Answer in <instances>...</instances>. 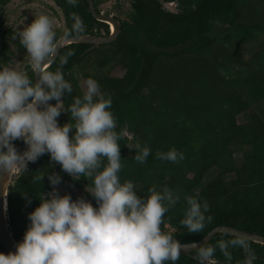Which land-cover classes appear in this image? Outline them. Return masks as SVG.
<instances>
[{"label": "trees", "instance_id": "obj_1", "mask_svg": "<svg viewBox=\"0 0 264 264\" xmlns=\"http://www.w3.org/2000/svg\"><path fill=\"white\" fill-rule=\"evenodd\" d=\"M9 0H0V9ZM73 24L80 16L85 30L70 35H109L108 23L99 21L87 0L74 6L57 0ZM99 11L105 0H94ZM176 1L178 12L164 7ZM131 5H105L120 21L118 38L83 55L91 47L73 43L64 47L46 70L63 72L73 91L65 93L69 108L82 97L80 74L95 79L112 97L110 111L120 135L121 182L132 181L137 194L149 189H171L180 199L164 216L161 229L172 232L177 242L202 240L217 226L228 225L264 235V0H131ZM102 5V6H101ZM2 6V7H1ZM1 26V25H0ZM1 28V27H0ZM65 31H57V40ZM13 34V32H11ZM20 51L27 53L21 43ZM5 45L0 69L5 66ZM73 55L61 65V57ZM35 82L30 67L25 72ZM55 104L56 101L52 100ZM246 116L240 122L239 116ZM63 125L68 112L58 117ZM136 145L151 149L146 162L135 160ZM176 149L184 154L178 162L161 160L158 153ZM241 154L240 157H237ZM103 164H107V159ZM49 154L28 165L9 191V210L14 236L20 242L21 207L28 215L41 203L46 191ZM103 166V165H102ZM218 175L207 180L213 170ZM44 172V180L35 177ZM82 186L79 180H75ZM87 183L92 186V179ZM51 186V185H50ZM209 205L213 220L200 233H189L181 224L186 197L197 196ZM28 227L30 221L27 222ZM236 236L218 233L206 246ZM255 255L264 256V245L249 240ZM0 251H9L0 241ZM231 264L245 260L243 249L230 248ZM196 254V251L194 252ZM214 258L226 259L217 247ZM236 258V260H234ZM180 255L176 264H195ZM256 264L264 261L255 260Z\"/></svg>", "mask_w": 264, "mask_h": 264}, {"label": "clouds", "instance_id": "obj_2", "mask_svg": "<svg viewBox=\"0 0 264 264\" xmlns=\"http://www.w3.org/2000/svg\"><path fill=\"white\" fill-rule=\"evenodd\" d=\"M67 2L75 6L78 0ZM72 20L71 29L61 39L85 30L80 16L73 14ZM17 35L38 76L33 83L24 72L0 69V173L26 172L29 163L49 154L50 160L74 179H92L87 191L97 206L84 198L61 195L57 186L62 177L49 173L52 191L40 195L41 203L29 213V227L16 250L7 254L0 251V264H176L180 245L174 234L163 231L161 225L180 197L171 189L157 190L155 186L149 189L150 195L141 197L132 181L121 182V137L110 111L112 97L89 78L82 97H76L65 108L63 98L73 91L72 84L62 71L51 72L44 67L57 53L52 20L40 15ZM71 55L69 51L61 57V65ZM61 112L70 113L74 123L61 125ZM16 140H23L27 149L18 151ZM136 149L135 160L143 164L151 149L140 145ZM157 155L171 162L184 159V154L174 148ZM102 158L107 159L106 165ZM35 180L43 181L44 172ZM185 199L187 209L181 224L189 233H200L213 220L207 215L209 205L201 203L198 194ZM217 247L228 264L232 261L229 249L236 247L245 252L243 264H254L256 260L247 236L239 234L214 246L195 245L197 264H217Z\"/></svg>", "mask_w": 264, "mask_h": 264}, {"label": "flooded vegetation", "instance_id": "obj_3", "mask_svg": "<svg viewBox=\"0 0 264 264\" xmlns=\"http://www.w3.org/2000/svg\"><path fill=\"white\" fill-rule=\"evenodd\" d=\"M12 1L13 0H9L7 2V4L4 6V10L3 11L0 9V25H1L0 26L1 27L0 28V33L2 35V41H3L2 47H0L1 48L0 56L3 54L5 45H7V47H9V50H8V53L4 56V59L6 60L4 62V65L5 66L8 65L9 68H12L15 65L21 64V67L22 68L20 70H21V72H24L25 73L31 67V64H30V56H29L28 53L25 54V53H23V52L20 51V47H19L18 43H21V42H20V39H19V37L17 35V33L19 31L15 27V24H9V21L6 19L7 18V15L5 14L6 13L7 6ZM53 1H54L55 11H54V13L52 11L51 18L52 17H55V15H59L60 14V17H61L62 23H63V25L60 26V27H58V28H56L55 31L56 32L57 31H65L67 29L68 24H69V19H68L66 13H65V10L58 3V1L57 0H53ZM130 1L131 0H105L102 3L103 9H101V11H99L97 9L96 5H95V7H96V9H97V11L99 13H102V14H105V15H108V16H111V17L116 18V14L117 13L114 12V11H111V14H107L105 5H109V6L116 5V4L131 5V2ZM171 2H172V5H166L165 2H164V7H166V9L169 10V11L178 12V3L176 1H171ZM88 3H89V1H88ZM94 4H95V1H94ZM173 5H176L177 10L172 9ZM89 6H90V4H89ZM35 18H37V17H32L29 21L32 22ZM105 23H107V22H105ZM108 24L110 26V33H111L112 28H113V25H111L110 23H108ZM11 32H13V34ZM92 35H94V34H92ZM69 36H71V35H69ZM61 37H63V36H61ZM61 37H59L58 41L61 39ZM0 46H1V42H0ZM60 117L62 118L63 117V114L60 115ZM14 143H15L17 149H18L24 142H23V140H16ZM29 164H31V163H29ZM53 172L59 173L60 176L62 177L61 183L57 186V189H58V191H59V193L61 195H64V194L67 193V194H70L73 199L84 198V199L90 201L93 204L94 207L97 206L96 200L94 199V197L92 196V194L89 191H87V186L91 187L87 183V179L88 178H86L84 176H81L79 179H74L70 174L64 172L59 164L50 161V163H48L47 173L49 174V173H53ZM22 174H23V172L22 173H17V174L14 173V175L12 177L10 191H11L12 187L14 186L15 182L17 181V179L19 177H21ZM75 180H79L81 182L82 186H79V184L77 182H75ZM51 191H52V186H50V183L46 184V191H44L43 194L44 193H49ZM39 204H38V206H39ZM21 212H22V216H21V222L19 224V230L21 231V234H23V236H24V234H25V232H26V230L28 228L27 222L29 221V219H28V216L29 215H28V211H27V205H24V206L21 207ZM8 219H9L10 228H11L13 234H15V231L13 230V227H12V224H11V217H10V214L9 213H8ZM194 252L192 254L195 255ZM214 259L217 261V264H228V262H227L226 259H218V258H214ZM257 259H258V261L259 260L264 261V256H258V255H256V260ZM234 260H236V258H234ZM195 264H197V263H195ZM235 264H243V261H242V263H235ZM254 264H256L255 261H254Z\"/></svg>", "mask_w": 264, "mask_h": 264}, {"label": "water", "instance_id": "obj_4", "mask_svg": "<svg viewBox=\"0 0 264 264\" xmlns=\"http://www.w3.org/2000/svg\"><path fill=\"white\" fill-rule=\"evenodd\" d=\"M88 1L90 4V9L96 19L103 21V22L110 23L111 25L114 26L112 28L110 35L100 36V35H92V34H80V35L68 36L64 39H60L58 41L57 53L49 62H47L44 65L45 69H47L51 64H53L57 60L60 54V51L64 47L70 44H73V43L91 44V47L88 50H86V52H84L83 54V55H86L88 52L97 48L98 46L102 44L111 43L118 38L120 31H121L120 22L114 17L99 13L95 7L94 1L93 0H88ZM0 42H1L0 47H2L3 41H2L1 33H0ZM0 51H1V48H0ZM37 76H38V73L35 72V81L37 79ZM26 149H27V145L23 143L17 150L20 152H23ZM13 175L14 173H10V174L0 173V240L9 252H14L16 250V244L18 243L10 228L9 219H8V210H9L8 196H9V191H10V186H11ZM218 233H224V234H229L233 236L243 234L247 236L248 240L264 245V235L242 230V229H239L233 226L221 225V226H217L212 231H210L200 241H195V242H190V243L178 242L181 248L180 255H188L195 259V255L192 254L194 251H196L195 245L206 246L212 240V238Z\"/></svg>", "mask_w": 264, "mask_h": 264}, {"label": "rangeland", "instance_id": "obj_5", "mask_svg": "<svg viewBox=\"0 0 264 264\" xmlns=\"http://www.w3.org/2000/svg\"><path fill=\"white\" fill-rule=\"evenodd\" d=\"M110 8V6H108ZM172 9L177 10L176 5H173ZM58 10V9H57ZM52 11L54 13V1L53 0H13L6 8V15L9 24H15V27L18 31H21L31 22L29 21L32 17H38L40 15H47L53 23L54 30L63 25L62 19L59 15L51 18ZM57 12V11H56ZM15 70L21 71V64L15 65ZM80 74L81 86L82 89L86 88V78ZM63 112H61V115ZM239 121H246V116L241 114L239 116ZM241 154H238L237 157H240ZM219 171L217 169L213 170L207 180H211L218 175ZM17 174V173H16Z\"/></svg>", "mask_w": 264, "mask_h": 264}, {"label": "bare ground", "instance_id": "obj_6", "mask_svg": "<svg viewBox=\"0 0 264 264\" xmlns=\"http://www.w3.org/2000/svg\"><path fill=\"white\" fill-rule=\"evenodd\" d=\"M114 27V26H113Z\"/></svg>", "mask_w": 264, "mask_h": 264}]
</instances>
